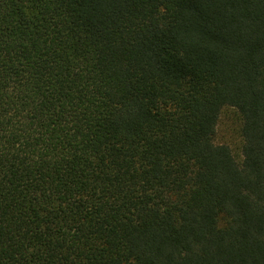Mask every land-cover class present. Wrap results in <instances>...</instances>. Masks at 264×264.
Masks as SVG:
<instances>
[{
	"label": "trees",
	"instance_id": "trees-1",
	"mask_svg": "<svg viewBox=\"0 0 264 264\" xmlns=\"http://www.w3.org/2000/svg\"><path fill=\"white\" fill-rule=\"evenodd\" d=\"M0 264H264V0H0Z\"/></svg>",
	"mask_w": 264,
	"mask_h": 264
},
{
	"label": "rangeland",
	"instance_id": "rangeland-1",
	"mask_svg": "<svg viewBox=\"0 0 264 264\" xmlns=\"http://www.w3.org/2000/svg\"><path fill=\"white\" fill-rule=\"evenodd\" d=\"M239 122L233 110L223 112L218 127V143H228L238 152L241 138L239 136Z\"/></svg>",
	"mask_w": 264,
	"mask_h": 264
}]
</instances>
